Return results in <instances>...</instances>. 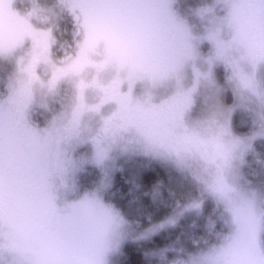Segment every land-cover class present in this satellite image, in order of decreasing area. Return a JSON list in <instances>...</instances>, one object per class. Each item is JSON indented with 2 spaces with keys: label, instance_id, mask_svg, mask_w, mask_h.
<instances>
[{
  "label": "clouds",
  "instance_id": "clouds-1",
  "mask_svg": "<svg viewBox=\"0 0 264 264\" xmlns=\"http://www.w3.org/2000/svg\"><path fill=\"white\" fill-rule=\"evenodd\" d=\"M0 264H264V0H0Z\"/></svg>",
  "mask_w": 264,
  "mask_h": 264
},
{
  "label": "trees",
  "instance_id": "trees-1",
  "mask_svg": "<svg viewBox=\"0 0 264 264\" xmlns=\"http://www.w3.org/2000/svg\"><path fill=\"white\" fill-rule=\"evenodd\" d=\"M152 175L153 173L149 170H139L135 166H129L127 171L122 174V177L118 179L117 182L125 191H127L128 187H130V185L127 183L128 181H131L133 178H135L136 181L142 186H147L148 179ZM133 250V246H129L127 249V251Z\"/></svg>",
  "mask_w": 264,
  "mask_h": 264
},
{
  "label": "rangeland",
  "instance_id": "rangeland-1",
  "mask_svg": "<svg viewBox=\"0 0 264 264\" xmlns=\"http://www.w3.org/2000/svg\"><path fill=\"white\" fill-rule=\"evenodd\" d=\"M207 45H205V51H207ZM218 76L221 78V80L223 79V70L222 69H218L217 71ZM88 172L89 174L87 175H82L80 178V183L82 186V189L84 187H89L92 182L96 179L97 177V170L95 168H93L92 166H89L88 168ZM122 177V175H117V180L120 179ZM86 183V184H85Z\"/></svg>",
  "mask_w": 264,
  "mask_h": 264
}]
</instances>
